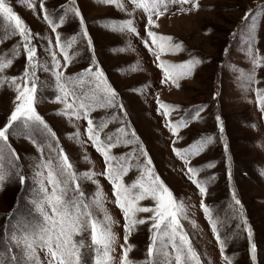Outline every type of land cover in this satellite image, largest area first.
I'll list each match as a JSON object with an SVG mask.
<instances>
[{
	"label": "rangeland",
	"instance_id": "obj_1",
	"mask_svg": "<svg viewBox=\"0 0 264 264\" xmlns=\"http://www.w3.org/2000/svg\"><path fill=\"white\" fill-rule=\"evenodd\" d=\"M6 2L33 33L40 65L36 69L34 108L55 136L42 125H32L24 118L14 123L8 144L19 160L15 161V168L8 166L7 160L4 162L6 177L0 184V233L9 224L40 219L33 207V201L39 196L34 167L41 159L39 144L44 148L45 158L55 155L53 149H63L77 174H95L93 179L98 185L82 178L78 182L89 203L99 186L102 203L100 207L93 205L92 211L100 220L105 214L111 217L115 239L110 250V264H121V246L127 247L124 216L115 203L113 186L104 175L103 156L88 138L87 121L83 116L77 118L64 113L65 98L57 86V69L50 55L55 52L61 65L59 71L73 77L76 96L89 100L93 96L100 97L98 103H93L90 116L97 123L107 122L101 137L112 134L115 138L120 135L116 130L124 128L129 133L128 138L133 140L131 144L111 149L115 156L132 154L124 182L131 185L140 181L142 175L147 177V168H151L153 175L160 178L176 200L183 202L180 223L199 254L200 264H228L209 219L201 209L202 201L212 219L219 222V234L225 241L224 252L231 257L232 264H253L245 222L251 229V243L256 246L255 264H264V104L259 102L264 99V0H190L184 4L164 0L149 12L136 8L131 0H121L122 8L100 0H75L74 4L73 0H30L31 8L28 2L20 0ZM41 3L57 23L60 17H65L64 23L57 28L63 40L76 37L68 49L74 59L66 69L63 53L55 46V33L44 19ZM144 3L150 5L151 0H144ZM71 7L78 8L82 14L92 41L91 48L80 35L79 18L68 11ZM149 16L153 20L151 25L148 24ZM125 20L133 21L136 32L109 27ZM0 25L7 26L2 18ZM146 26L156 34L157 40L160 36L170 37L171 43L181 45L180 50L166 48L161 51L147 35ZM144 41L148 42V47ZM17 44H21L18 35L7 38L0 43V54L6 50L11 52ZM251 51L260 57V65L255 69ZM8 58L13 59V64L0 76L22 77L25 57ZM161 62L169 65L193 62V67L173 83L170 79L165 81L159 67ZM89 67L103 72L107 84L117 94L115 106L99 107L104 99L95 87V77L85 72L83 83H80L77 74ZM253 71L255 79L249 81L246 76ZM17 83L23 84V80ZM16 95L15 85L0 84V128L7 123L17 103ZM67 100L72 102V97ZM197 114L198 119L195 118ZM178 123L182 126L174 134L172 126ZM133 131L135 138L131 137ZM207 137H211V143L199 155L185 158L173 151L174 148L185 149ZM49 144L51 149L47 147ZM141 146L147 157L141 155ZM149 159L150 165L147 164ZM209 163L214 167H206ZM188 167L198 170L196 178L206 183V195L192 183ZM20 175L26 178L23 183ZM233 192L239 205L232 198ZM139 205L154 207L155 201L149 197L139 201ZM151 215L136 213V217L145 219L146 223L136 225L128 234V242L133 246L129 257L137 264H146L148 259L147 248L153 235ZM81 238L90 243L89 234L76 237L77 240ZM167 251L175 264L171 245ZM36 252L40 264H48L46 250L38 247ZM91 257L89 252L87 264H92Z\"/></svg>",
	"mask_w": 264,
	"mask_h": 264
},
{
	"label": "snow or ice",
	"instance_id": "obj_2",
	"mask_svg": "<svg viewBox=\"0 0 264 264\" xmlns=\"http://www.w3.org/2000/svg\"><path fill=\"white\" fill-rule=\"evenodd\" d=\"M21 3L28 2L29 7H33L30 0H20ZM75 0H73L74 4ZM101 3L115 5L122 8L121 0H100ZM136 8H143L145 12L155 10L164 0H151L150 5L144 3V0H131ZM173 3H189L190 0H172ZM193 7H198L193 4ZM41 9L44 11V19L48 22L55 33V46L64 56V67L74 59L68 49L75 43L76 37L73 36L68 40H63L57 28L64 23L65 17L59 18V23L54 21L51 14L48 13L44 4L41 3ZM75 17L79 18L81 25L80 35L87 41L89 48L92 47L91 38L87 32L81 12L76 7L68 9ZM160 13L157 12V15ZM247 15V14H246ZM0 18L4 24L0 25V43L6 42L7 38L18 35L21 44L13 46V50L0 54V73L9 68L13 64V59L9 56L23 55L26 60L25 69L22 77H4L0 76V84L11 83L15 85L17 95L15 96L16 104L11 111L9 119L4 127L0 128V184L3 183L6 177L5 160L8 166L15 168V161L19 160L18 154L8 144L9 134L15 122L24 118L26 122H31L32 125H42L43 128L51 134L52 130L45 123L40 115L37 114L34 108L35 93H36V69L40 67L37 60V47L33 44V33L28 28L23 19L13 10V8L6 2L0 0ZM148 24H153L151 16H149ZM114 30L136 32L132 20H125L114 22L110 24ZM147 30V26H146ZM147 35L152 38L153 44L161 51L164 49L179 51L181 45L171 43V38L157 36L150 30H147ZM51 43V42H50ZM145 46L148 47V42L144 41ZM22 45V51H21ZM151 50V49H150ZM52 64L57 71L55 78L60 92L65 98V114H72L77 118L83 116L87 121L88 127L86 132L89 140H91L96 150L103 156L105 162L104 175L109 179L113 186V195L116 197L115 203L121 209L125 224V246L122 247L123 255L121 256V264H137L129 257V252L133 247L128 242V234L136 227V225L145 224V219L136 217V213H151L149 219L153 220L150 231L153 232L151 243L147 248L146 264H172L171 254L167 251L171 245L172 251L175 253V264H200L199 254L192 247L188 235L183 231L180 223V217L184 213L183 202L177 201L173 193L165 186L158 176H154L151 168H147V177L141 176V180L129 185L123 180L130 170V160L132 154L123 156H115L111 154V149L121 144H131L132 139H129V133L124 129H117L119 136L113 137L108 134L105 138L101 137V133L108 126L105 120L99 123L94 121L90 112L93 111V103H98L100 97L93 96L91 100L88 98L81 99L76 96L74 89V80L71 76H66L64 72L59 71L61 67L60 61L56 58L55 52H50ZM253 63V68L260 65V57L255 51L250 52ZM159 59V57H158ZM159 67L164 72L165 81L172 80L176 83L184 75L188 74L193 67V62H188L180 65H169L161 62ZM95 77V87L99 93L103 94L104 103H99V107L115 106L116 92L107 84L104 79V74L98 68L93 71L92 67L84 70V72L77 74L80 78V83H83L82 77L84 73ZM246 78L249 81H254L255 74H247ZM23 80V84L17 83V80ZM162 81V82H165ZM178 86V84H177ZM22 89V90H21ZM258 98L260 92L258 90ZM71 96L72 102H68L67 98ZM60 99V97H57ZM259 102L264 104V99ZM165 108L171 106L164 105ZM121 110L123 106L120 105ZM167 114V113H166ZM195 118H199L198 114ZM219 119V118H217ZM181 124L172 126L174 134L177 133ZM78 136V133H77ZM131 137L135 138V132L131 133ZM36 143L35 141H33ZM211 143V137L202 138L199 141L193 142L185 149H176L173 151L177 155L183 154L185 158L189 156L199 155L205 150L208 144ZM49 149L52 145L47 146ZM38 151L41 153V159L34 165L36 168V177L38 178V192L39 196L33 201V207L40 219L34 222H17L9 224L4 231L0 233V264H40L36 249L46 250L48 257V264H87L86 257L89 252L92 254V264H110L111 256L110 250L114 242V234L111 231V217L105 214L104 219L100 220L94 216L92 206L100 207L102 203V196L99 194V186L97 187V194L89 203L83 191L80 189L79 179L92 180L97 183L93 177L94 173L85 172L77 174L73 169L69 157L63 149L55 150V155L49 154L46 158L43 156L44 148L37 144ZM141 155L147 157V153L141 146ZM150 165V159L147 160ZM206 167H214L213 163H209ZM192 183L195 184L202 195H206L207 186L205 182L198 180V170L194 167H188ZM46 173V174H45ZM21 183L26 179L23 175L19 176ZM50 189V191H49ZM151 198L155 201L154 207H141L139 201L146 198ZM232 198L236 205L240 201L236 198L235 193H232ZM47 209H50L51 212ZM201 209L205 212L209 219L211 229L218 242L222 256L232 264L231 257L226 256L225 241L221 238L218 230V221H214L211 217L210 210L205 203L201 202ZM241 215L242 212L240 213ZM13 215L14 213H9ZM245 231L249 238V255L250 259L255 264L256 246L251 243V229L247 228L245 222ZM89 234L90 243L85 239L79 240L76 237H83Z\"/></svg>",
	"mask_w": 264,
	"mask_h": 264
}]
</instances>
